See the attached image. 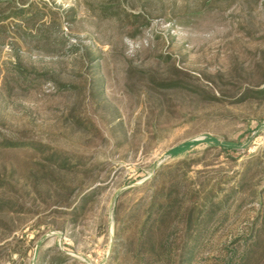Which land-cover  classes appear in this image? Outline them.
Returning <instances> with one entry per match:
<instances>
[{"label":"rangeland","instance_id":"1","mask_svg":"<svg viewBox=\"0 0 264 264\" xmlns=\"http://www.w3.org/2000/svg\"><path fill=\"white\" fill-rule=\"evenodd\" d=\"M28 1L0 42V264H128L154 193L168 264H264V0Z\"/></svg>","mask_w":264,"mask_h":264},{"label":"trees","instance_id":"2","mask_svg":"<svg viewBox=\"0 0 264 264\" xmlns=\"http://www.w3.org/2000/svg\"><path fill=\"white\" fill-rule=\"evenodd\" d=\"M100 11L102 14H105L109 17H119L121 15L118 7L116 5H112L109 2L105 1L100 6ZM200 13H191L180 20L183 24V20L190 21L192 18L199 16ZM43 18L41 9L39 6H36L31 1L23 3L22 5L13 4L12 0H0V42L3 41V29L5 28L6 22L12 19L13 27L19 31L21 35L27 34L25 33L27 29L31 28L35 25L36 22H39ZM25 30V31H24ZM17 73L24 81H32L35 82L38 79V75L35 73H29L23 68H18ZM264 95V88L261 91ZM8 146L12 148H23L27 147L30 144L23 139H15L9 140ZM55 152L51 153L52 160L55 158ZM60 158V157H58ZM58 161V159H57ZM73 163L69 162L67 158L60 166L62 168L72 167ZM94 190V189H93ZM89 192H83L80 194L77 202L73 204L70 210V214L73 217L80 216L87 206V202L90 197L96 192L95 190ZM261 192H259V200L261 204V208L257 214V220L259 225L257 230L255 229V234L253 235V246H258V244L263 241L262 236L264 234V200L261 199ZM157 195L154 193L152 203L149 208V212H147L146 216L143 218L144 220L140 223L138 227V234L135 244V256L132 258L133 261H128V264H168V258L165 256L164 250L167 248V241L165 239V235L163 233V228L167 216L171 213V209L173 208V202H168L167 204L164 202H160L157 200ZM171 196L169 193L168 197ZM192 211H190L189 216L192 215ZM190 228H187L186 235H190ZM193 236V235H192ZM130 245H128V241H123L122 243V251L127 253ZM243 254L239 257L235 264H249L252 260V254L254 250H250L246 248L243 250ZM164 254V255H163ZM192 253L189 251L188 255L185 256L180 264L188 263L191 260ZM122 264V263H119ZM227 264H233V258L231 257Z\"/></svg>","mask_w":264,"mask_h":264}]
</instances>
